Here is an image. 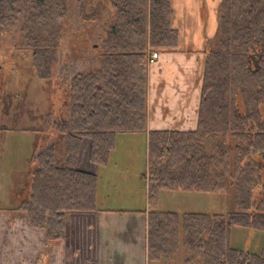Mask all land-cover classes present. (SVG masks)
I'll return each mask as SVG.
<instances>
[{
	"label": "trees",
	"instance_id": "trees-1",
	"mask_svg": "<svg viewBox=\"0 0 264 264\" xmlns=\"http://www.w3.org/2000/svg\"><path fill=\"white\" fill-rule=\"evenodd\" d=\"M14 3L0 0V34L18 18ZM29 3L19 16L24 23L18 45L31 49L36 76L45 79L57 61L68 5ZM83 4L78 1L81 11ZM171 13L170 0H88V70L68 76V115L58 123L65 134L64 163L55 164L53 145L30 157L25 196L15 207L45 229L48 244L63 237L68 211L95 208L97 175L74 168L81 138H90L89 160L101 167L117 133L146 132L148 53L175 44ZM217 19L214 43L205 50L196 128L147 131L149 261L171 258L182 244L184 264H264V243L258 252L229 243L232 225L264 231V0H220ZM148 47L153 49L147 53ZM163 189H231L233 208L158 211Z\"/></svg>",
	"mask_w": 264,
	"mask_h": 264
},
{
	"label": "crops",
	"instance_id": "crops-1",
	"mask_svg": "<svg viewBox=\"0 0 264 264\" xmlns=\"http://www.w3.org/2000/svg\"><path fill=\"white\" fill-rule=\"evenodd\" d=\"M219 2L170 0V26L176 30V42L158 49L157 57L147 64L146 132L117 133L112 151L120 136L128 142L136 137L138 143L144 139L146 156L148 130L196 128L205 50L214 43ZM88 149L81 155V142L78 166L85 164ZM118 159L124 164L119 172L113 166H95V208L82 212V217L78 211H68L63 237L50 244L45 229L30 224L26 213L15 208L17 204L0 206V264H147L146 159L143 174L130 169L127 176L123 173L130 158L123 155ZM101 184L110 190L102 187L98 193Z\"/></svg>",
	"mask_w": 264,
	"mask_h": 264
},
{
	"label": "rangeland",
	"instance_id": "rangeland-1",
	"mask_svg": "<svg viewBox=\"0 0 264 264\" xmlns=\"http://www.w3.org/2000/svg\"><path fill=\"white\" fill-rule=\"evenodd\" d=\"M78 1L66 0L67 15L60 23L61 32L64 34L58 49L60 51L56 54L57 61L50 68L49 78L42 79L36 76L31 64V49L18 45L20 28L24 23L19 16H22L23 10L30 4L29 0H15L16 8L21 10L17 12L18 18L0 34V206L16 204L20 197L25 196L26 189L22 190V187L28 185V171L34 164L30 157L35 156L40 150L53 145L55 164L61 166L64 163L65 134L59 130L58 123L67 119L68 115L67 78L76 70H88V55L85 54L89 48L88 0H84L82 11ZM76 46L80 47V51L75 48ZM150 49L147 48V53ZM71 56L75 58L72 63ZM150 61L148 59V62ZM60 65L62 71H59ZM81 140H83L81 155H84V148L89 147L90 150L91 141L87 136H83ZM209 142L205 146L210 153ZM123 155L130 158V164L133 161L132 166L129 164L125 169L124 175L131 174L130 169L144 173L146 159L144 139L142 143H138V138L136 140L135 137L128 142L124 136H120L115 150L111 152V161L106 165L113 166L116 172L121 171L124 164L118 158ZM77 159L75 169L93 173L97 164L89 160V154L82 166L77 165ZM140 186L142 191L143 184ZM102 187L106 191L110 190L107 185L101 184L98 193ZM107 199H110L108 195ZM158 199L156 206L158 211L225 212L233 208L231 189L227 193L223 190L208 193L163 189L160 190ZM107 202L108 200L104 199V203ZM123 206L129 205L121 207ZM86 210L88 209L76 211L82 217L81 213ZM229 243L235 248L258 252L264 243V231L232 225ZM181 245L178 244L171 258L156 262L147 260V264H184L186 255Z\"/></svg>",
	"mask_w": 264,
	"mask_h": 264
},
{
	"label": "built area",
	"instance_id": "built-area-1",
	"mask_svg": "<svg viewBox=\"0 0 264 264\" xmlns=\"http://www.w3.org/2000/svg\"><path fill=\"white\" fill-rule=\"evenodd\" d=\"M157 55H158V51L157 50H152L148 54V59L149 60H153L154 58L157 57Z\"/></svg>",
	"mask_w": 264,
	"mask_h": 264
}]
</instances>
